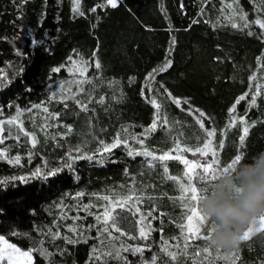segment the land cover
I'll use <instances>...</instances> for the list:
<instances>
[{"label": "trees", "instance_id": "1", "mask_svg": "<svg viewBox=\"0 0 264 264\" xmlns=\"http://www.w3.org/2000/svg\"><path fill=\"white\" fill-rule=\"evenodd\" d=\"M101 2L80 0V10L85 13L81 16L73 10L74 0H0V119L16 117L19 108V120L25 129L37 136L35 148L22 133L19 141L8 138L0 145V151L6 153L0 157V182H6L0 185V235L21 250L30 248L34 240L43 239L51 247L61 245L62 254L53 257L59 264H91L92 247L98 243L91 237L99 233L94 227L90 230L83 227L94 224V216L77 211V206L92 203L98 205L93 211L102 212L105 202L97 196H112L113 191L116 196L126 194L132 185L125 168L134 175L137 189L143 191L145 185H155L147 189L154 199L145 200L143 210L155 206L166 213L162 236L169 238L179 234L177 224L183 213L175 200L179 189L175 183L158 178L157 173L162 175L159 165L150 169L146 158L133 160L123 148L115 149L117 163L101 165L95 159L75 158L79 155L75 151L78 147L88 155L97 150V137L108 142L122 128L140 133L152 122L155 110L142 97L141 85L149 71L163 66L172 39L176 41L171 54L173 67L160 74L157 80L174 96L188 98L193 106L212 117L211 127L217 129L214 143L220 140V130L226 127L229 108L234 101L242 93L253 91L256 84L264 89V69L260 67L264 63V41L256 35L248 36L244 31L218 25L220 0H212L204 8L203 15H200L203 0H119L115 9L97 7L96 11H91ZM242 4L251 13L248 0H242ZM194 18L200 22L193 24ZM250 30L254 34L261 31L255 25ZM96 48L103 69L98 77L89 69V75L95 78L81 87L87 88L93 97L105 96V102L94 101L89 104L93 111L83 112L69 99L65 108L58 100L63 95H73L76 78L66 71L57 74L51 70L63 66L74 50L80 54L77 59H87ZM217 57L220 59H215ZM252 76H256L255 81ZM130 78L135 83H131ZM107 80L115 81L122 89L120 103L112 99L113 89L106 86ZM60 84H65V88L61 89ZM68 88L72 92H68ZM53 93L56 100L50 99ZM77 98L87 102L88 96ZM159 99L168 110L169 121L181 123H172L169 130H157L150 135L146 146L158 154L171 149L177 138L190 147L202 146L206 136L195 119L170 105L163 96ZM45 101L51 112L60 113L59 121H46L47 114L35 108L23 112ZM245 103L242 101L237 106V114L249 115L256 124L246 139L241 164L251 163L253 157L264 152V92L257 98V107L250 112H245ZM44 123L57 126L41 130L40 125ZM208 124L206 122L205 127ZM65 125L73 131L68 133ZM241 127L238 125L226 133L224 149L217 153L222 164L238 154ZM130 143L139 148L133 141ZM185 155L191 160L197 159ZM16 156L20 157L19 165L14 163ZM206 159L210 161V157H201L199 161ZM167 163L170 174L182 176V164L178 161ZM53 168L61 170L55 176L47 175ZM37 169H40L39 175H32ZM21 176L23 181L13 180ZM125 185L127 187H122ZM79 192H84L85 197L77 198ZM123 214L130 216L128 229L138 231L136 218L129 213ZM76 215H87V219L73 220L71 217ZM158 224L159 221H152L153 227ZM69 227H78L82 233L75 237L78 243L69 245L51 239L52 230L60 231L61 236L73 235L68 232ZM37 229L47 230L48 235L40 234ZM208 230L207 226L203 229L205 233ZM262 235L255 232L249 241L240 242V256L247 264H260V247L264 245L249 248L245 244H251ZM160 237L159 232H153L147 241L152 251H145L140 260L132 256L131 261L141 264L157 253L162 260H167L163 252H159ZM199 259L188 264H198ZM210 259L212 264L231 262L230 255L227 260L224 258L223 250L217 254L213 249Z\"/></svg>", "mask_w": 264, "mask_h": 264}, {"label": "snow or ice", "instance_id": "2", "mask_svg": "<svg viewBox=\"0 0 264 264\" xmlns=\"http://www.w3.org/2000/svg\"><path fill=\"white\" fill-rule=\"evenodd\" d=\"M27 2V0H22ZM251 5V13H249L242 4V0H220L219 11L221 12L220 20L217 24H224L238 31H244L245 35H256L257 39L264 41V0H248ZM212 0H203L201 5L200 15H203L204 8L211 4ZM75 8L73 9L78 15H85L80 10V0H74ZM119 0H102L101 4L94 6L91 11H96L97 7L101 10L110 7L117 8ZM183 7V5H182ZM198 19H193L192 23H199ZM207 22V21H206ZM255 25L261 31L253 33L250 29ZM175 39L171 41V47L167 51V55L163 61V66L154 68L149 71L144 78V82L141 85V95L144 100L149 103L154 111L152 122L146 126L140 133H130L128 128H122L120 132H117L111 139L106 142L103 137H97L98 149L91 155L85 154L81 148H76L75 151L79 155L75 158L86 159L89 161L96 160L97 163L103 165L104 163H117L119 159L116 157L115 149H126V155L133 160L136 157L146 158L145 162L147 167L155 169L159 165L162 169L161 173H157V176L161 181L167 180L175 183L179 189V195L175 198L183 210L182 220L177 224L179 228V234L164 238L162 225L166 223L163 218L166 213L158 210L157 207H150L147 211L143 210L145 200H153V196L147 192L148 188H154L155 185H145L143 191L137 189L134 175L125 168V175L129 177V184L132 185L128 188L126 194L116 196L113 191V195L97 196L93 193V196H97V199L103 200L105 204L102 206L103 211H93L98 208V205L92 203H80L77 206V211H83L87 215L94 216L95 223L92 225H84L86 230H90L92 227L99 233V236H93L92 239L98 241L96 245L92 247L91 264H134L130 257L136 256L137 260L143 256L145 251L151 252V245L147 243L152 238L153 232H159L161 234L159 240V252H163L167 260H162L159 253L151 255L141 261V264H188L189 261L196 262L197 258H200L198 264H212V250L214 249L217 254H220L223 250L224 258L227 260L229 255L231 256L230 264H247V261L242 260L240 256L239 244L240 242H247L253 237L254 232L264 234V214L258 215L251 224L247 225L241 234L239 244L232 250H225L214 246L211 243V237L216 229L214 222L209 221L206 214L201 207V200L214 192L218 186V181L225 175L233 172L238 165L241 164L244 159V150L246 145V139L249 136L250 129L255 127L256 122L251 119L249 115L237 114V106L242 101L245 103V112H250L252 108L257 107V98L262 96V86L256 84L254 90L242 93L229 108V119L227 120L226 127L220 130V140L214 143V138L217 135V129L211 127L212 117L208 116L203 110L196 108L190 103L188 98L176 97L164 87L163 83L157 80V77L167 72L173 67L172 51L175 46ZM99 49H93L90 58L80 57L79 53L75 50L73 54L66 58L63 66H56L51 71L53 73H61L66 71L76 79L73 81L76 84V90L71 97L63 95L59 98L58 103L62 104L65 108L68 107L67 101L72 99L80 111L91 112L93 109L89 108V104L94 101L100 104L105 102L106 97H93L89 95L88 89L81 87V85L92 83L95 77L100 75L103 66L98 59ZM219 60L220 58H215ZM71 64V67H69ZM260 67L264 69V63L260 64ZM89 69H91L94 76L89 75ZM2 75V74H0ZM253 81L256 80V76H252ZM131 83H135L134 79L130 78ZM67 83V82H65ZM106 86L113 89L112 99L116 103H120L123 100V91L113 80H107ZM100 85H96L99 87ZM61 89L65 88V84H60ZM68 92H72L71 88L67 89ZM80 95L88 96L87 102L78 99ZM163 96L170 105H175L181 112L192 116L195 119L199 128L204 131L206 139L202 146L190 147L182 144L177 138L173 141V147L165 150L162 153H157L146 146V141L150 135L155 133L159 129L169 130L172 123H181L180 121H169L168 110L164 106V103L159 99ZM51 100H56L55 93L52 94ZM48 101L32 105L31 108L23 109V112H30L32 108L39 109L43 113L47 114L45 120L59 121L61 119L59 112H51L49 110ZM17 116L12 118L0 119V145H4L5 140L8 138L19 141L20 133L24 137L29 138L32 147L35 148L37 144V136L35 133L25 129L23 123L19 120L21 110L16 109ZM93 119L92 117L89 118ZM209 122L208 127H205V123ZM240 128L239 135V151L235 157L227 163L222 164L217 153L224 149V141L226 133L236 128ZM7 126V127H6ZM56 124L44 123L40 125L41 130H46L49 127H56ZM68 133H71L73 129L65 125ZM61 135H64L61 133ZM182 136L183 133H180ZM130 140L139 145V148L132 147ZM185 154H190L192 157H197L196 160L189 159ZM6 153L0 151V157H4ZM201 157H210L209 160L199 161ZM98 158V159H97ZM168 161H178L184 166L182 170V176L170 174ZM14 163L20 164V157L14 158ZM61 169L53 168L47 175L55 176ZM40 169H37L32 175H39ZM24 180V177H13V180ZM6 182H0V185ZM144 184V181H140ZM122 187H127L122 186ZM84 192L76 194L77 198H84ZM172 199V197H169ZM123 213H129L132 217L136 218L135 223L138 225V231H130L127 225L131 222L129 215ZM86 216H73V220H85ZM157 220L159 224L156 227L152 226V221ZM254 228L252 225H257ZM208 227V232L205 233L203 229ZM37 231L44 235H48V231L45 229H37ZM68 232L72 233L71 236H61L60 231L52 230L51 239L61 240L64 244L78 243L75 239L77 236H81L82 233L78 227H69ZM15 234V233H14ZM28 235V234H25ZM31 238V237H30ZM128 241H144L143 244H131ZM0 264H18V261L12 259V255L6 256L5 250L10 251L13 255H18L25 258V264H59L58 261H54L53 257H59L63 248L61 245H55L54 247L46 244L44 240L33 242L32 246L28 249L21 250L19 247L10 243L0 235ZM257 245H264V235L259 236L252 240L251 244H245V247H253ZM59 249L60 251H56ZM260 264H264V246L260 247ZM127 254V255H126ZM255 264V262H254Z\"/></svg>", "mask_w": 264, "mask_h": 264}, {"label": "clouds", "instance_id": "3", "mask_svg": "<svg viewBox=\"0 0 264 264\" xmlns=\"http://www.w3.org/2000/svg\"><path fill=\"white\" fill-rule=\"evenodd\" d=\"M201 207L216 225L211 243L229 251L235 248L246 226L264 214V152L223 176Z\"/></svg>", "mask_w": 264, "mask_h": 264}, {"label": "rangeland", "instance_id": "4", "mask_svg": "<svg viewBox=\"0 0 264 264\" xmlns=\"http://www.w3.org/2000/svg\"><path fill=\"white\" fill-rule=\"evenodd\" d=\"M254 228H256V227H258V223H257V225H252ZM255 233V232H254ZM3 246L2 245H0V248H2ZM6 256H8V255H12V259L14 260V261H18V264H25V258H23V257H20V256H18V255H13L10 251H8V250H5V253H4Z\"/></svg>", "mask_w": 264, "mask_h": 264}]
</instances>
